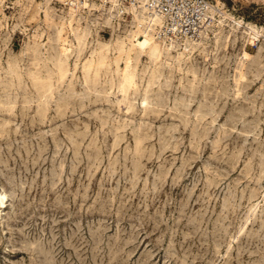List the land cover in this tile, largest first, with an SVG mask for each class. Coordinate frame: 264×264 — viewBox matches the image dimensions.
<instances>
[{"label": "rangeland", "instance_id": "374dc122", "mask_svg": "<svg viewBox=\"0 0 264 264\" xmlns=\"http://www.w3.org/2000/svg\"><path fill=\"white\" fill-rule=\"evenodd\" d=\"M74 1L0 0V264H264V0L158 55Z\"/></svg>", "mask_w": 264, "mask_h": 264}, {"label": "built area", "instance_id": "2783aa9c", "mask_svg": "<svg viewBox=\"0 0 264 264\" xmlns=\"http://www.w3.org/2000/svg\"><path fill=\"white\" fill-rule=\"evenodd\" d=\"M105 4L134 6L147 14V22L159 31L160 37L171 41L201 40L215 24L216 14L211 10V0H100ZM159 18L155 23L153 18Z\"/></svg>", "mask_w": 264, "mask_h": 264}, {"label": "bare ground", "instance_id": "6f19581e", "mask_svg": "<svg viewBox=\"0 0 264 264\" xmlns=\"http://www.w3.org/2000/svg\"><path fill=\"white\" fill-rule=\"evenodd\" d=\"M74 4H75V6H74V9H73V13H72V15L73 14H75L76 13V11H77V6H79V4H80V1L79 0H75L74 2H73ZM213 6H215V5H213ZM213 6H211V10L213 9ZM108 15H109V17L111 18V17H113V16H120V15H122L125 11H129V12H132L133 14H134V16H135V18L139 21V26H140V29H141V32H142V35H141V39H138V42H137V46H139L140 47V49H142V50H148L149 51V53L151 54V55H158L159 53H160V51H161V48H160V46H159V44H158V42H157V39L155 38V36H154V34H153V32H151V30H153V25H151V21L152 20H150V22L148 23L147 22V19H148V17H147V14L143 11V10H141V9H138L137 7H134V6H120V5H117V4H115V3H112V5L110 6V7H108ZM221 11V10H220ZM213 12V11H212ZM223 14H225V12L224 11H221ZM214 13V12H213ZM226 15V14H225ZM225 17H229L228 15L227 16H225ZM160 18V17H159ZM158 17L156 18H153V20H155L154 22L155 23H158V22H160V19H159ZM216 21V20H215ZM161 23V22H160ZM261 30H262V28H259V27H257L256 25H254V24H248L247 26H246V29H245V31L248 33V35L250 36V40L253 42V41H255L256 39H259V37H260V33H261ZM61 36V35H60ZM59 39V38H58ZM62 39V38H61ZM67 39V38H66ZM202 40V39H201ZM201 40H197V41H195V42H191L190 41V44H197V43H200V41ZM65 41V40H64ZM66 44V43H65ZM176 45H175V41H173L172 40V42H170L169 44H167V48H166V50H170V49H173V47H175ZM68 48V47H67ZM66 50V48L63 46L62 47V49H61V51H65ZM71 50V49H70ZM66 52H67V50H66ZM70 52V51H69ZM61 54V53H60ZM63 55V54H62ZM183 56V55H182ZM68 57V56H67ZM67 57H66V59H67ZM178 58H181V56L180 57H178ZM64 61V60H63ZM67 62V61H66ZM59 63V62H58ZM130 64V63H129ZM58 66H59V64H58ZM61 68V67H60ZM61 70V69H60ZM63 71V70H62ZM62 73V72H61ZM133 75V74H132ZM128 80H130L131 79V77L130 76H127L126 77ZM124 81H125V79H124ZM133 81V80H132ZM126 82V81H125ZM131 82V81H130ZM127 83V82H126ZM49 86V85H48ZM146 99V98H145ZM144 101H146V100H144ZM1 202H3V198L1 199Z\"/></svg>", "mask_w": 264, "mask_h": 264}]
</instances>
